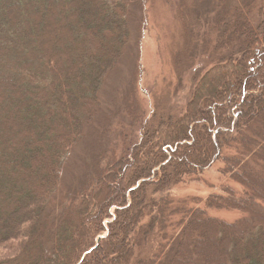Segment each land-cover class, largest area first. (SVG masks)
Returning <instances> with one entry per match:
<instances>
[{
    "label": "trees",
    "instance_id": "1",
    "mask_svg": "<svg viewBox=\"0 0 264 264\" xmlns=\"http://www.w3.org/2000/svg\"><path fill=\"white\" fill-rule=\"evenodd\" d=\"M165 1L186 17L173 57L182 66L210 42L211 32L195 25L208 0ZM145 3L0 0V264L37 256L38 264H187L201 235L213 233L227 243L223 264H264V1L213 21V61L194 78L182 112L155 116L137 142L122 134L105 167L90 158L68 197L53 198L64 157L107 129L100 92L141 40ZM123 105L137 114L134 92ZM216 162L239 191L223 184L185 209L155 196ZM208 209L242 216L227 221ZM214 252L221 260L222 249Z\"/></svg>",
    "mask_w": 264,
    "mask_h": 264
},
{
    "label": "rangeland",
    "instance_id": "2",
    "mask_svg": "<svg viewBox=\"0 0 264 264\" xmlns=\"http://www.w3.org/2000/svg\"><path fill=\"white\" fill-rule=\"evenodd\" d=\"M263 1L208 0L203 7L201 16L195 23L197 32H211L207 49L202 50V53L195 51L189 61L179 66V61L174 60L173 57L177 51H180V35L186 17H179L177 12L172 9V5L165 0H146V17L141 40L137 44L132 41L128 54L107 76L100 92L101 107L110 111L105 123L107 129L96 134L97 140L94 141L93 146L88 145V139L85 137L64 157L59 188L53 194L54 200L59 202L68 197L67 193L70 194L69 187L72 186V183L79 179L87 168L88 171L91 169L88 165L90 158L100 156L101 161H99L98 166L105 167L108 161L104 156H108L109 150L117 151L120 148L122 134L130 135L132 140L137 142L143 126L151 128L154 126L155 116L157 117L160 113L182 112L190 96L194 78L202 74L213 61L211 56L215 45V39L213 40L215 30H212L213 21L216 19L215 24H217L218 18L227 19L235 6L247 9V6L252 5L255 12L257 6ZM136 14H139L138 11ZM130 91L134 92L138 100L136 115L123 110L125 108L123 105L125 96ZM252 128L256 130L261 127L256 123ZM90 147L91 151L88 152L87 148ZM101 147L104 152H100ZM221 167L222 164L216 162L202 172L200 177H188L165 193L157 192L155 196L164 195L170 199L172 205H179L185 209L202 206L203 200L210 193L219 192L220 186L223 184H230L239 191L241 187L237 183L220 173ZM115 175V171L110 172L106 175V181L113 182ZM263 176L264 166H262L257 177L263 178ZM90 178L92 187L96 186L94 177L92 178L91 175ZM197 199H201V201L197 202ZM110 212H113V209ZM207 213L227 221H234L242 216L241 212L230 209H208ZM145 214L144 222L150 216L149 210L146 209ZM179 217V215L171 217L172 222L179 221ZM61 229L66 230L67 227L63 225ZM201 237L204 241L203 246L193 253L195 259L186 261V263L223 264L227 246V243L223 242V238L217 240L215 233L206 236L202 234ZM215 248L222 249V258L219 261L215 258ZM30 260L34 264H38V256Z\"/></svg>",
    "mask_w": 264,
    "mask_h": 264
}]
</instances>
